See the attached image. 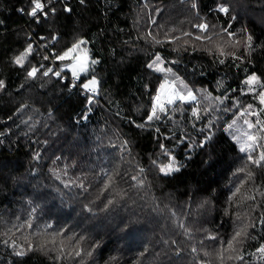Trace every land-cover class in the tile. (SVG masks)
<instances>
[{
  "label": "trees",
  "instance_id": "trees-1",
  "mask_svg": "<svg viewBox=\"0 0 264 264\" xmlns=\"http://www.w3.org/2000/svg\"><path fill=\"white\" fill-rule=\"evenodd\" d=\"M192 3L59 0L48 5L56 12L41 15L37 23L26 14L30 0H0V80L5 84L0 89V264H219L221 241L243 225H250L238 246L244 260L227 264H264L256 253L264 244V168L249 164V153L240 152L226 130L236 120L249 131L245 119L255 123L257 117L240 112L249 104L255 112L264 108L254 98L264 91V0H195V8ZM219 4L230 8L228 15L217 11ZM200 23L210 25L207 33L193 27ZM229 24L231 38L223 32ZM79 39L88 41L83 47L98 63L75 87L67 71L63 80L51 74L33 80L13 63L31 43L35 51L25 67L43 63L58 71L63 62L55 55ZM157 53L161 67L171 72L147 66ZM252 75L260 80L253 85L256 93L244 84ZM92 76L98 90L87 105L91 94H83L80 84ZM165 79L192 90L197 99L177 101L160 120L146 123L152 97ZM197 106L208 109L199 121L191 115ZM209 121L210 130L205 128ZM259 136L264 146V132ZM161 143L181 165L179 172L164 176L152 163H168ZM105 173L115 176L107 190ZM133 176L144 181L143 187H133ZM109 200L113 204L105 209ZM61 229L65 236L85 237L81 257L57 259L56 247L40 248ZM210 234L218 240H207ZM56 239L59 246L61 238ZM13 241L24 249L32 244L34 250L16 256L19 248L8 246ZM192 246L199 251L192 253ZM204 250L210 255L203 256Z\"/></svg>",
  "mask_w": 264,
  "mask_h": 264
},
{
  "label": "snow or ice",
  "instance_id": "snow-or-ice-1",
  "mask_svg": "<svg viewBox=\"0 0 264 264\" xmlns=\"http://www.w3.org/2000/svg\"><path fill=\"white\" fill-rule=\"evenodd\" d=\"M31 2V8L26 13L29 17L33 18L37 23L40 22V16L43 15L45 18H47L49 11L51 13L56 12V8L54 6L48 7V5H54L55 2H59V0H48V4L46 5L42 0H30ZM81 3L84 2V0H80ZM197 5L195 3V0H193L192 7L195 8ZM20 12H24V9H19ZM64 11L70 12L71 8L65 6ZM159 12L160 10L157 9ZM217 11L228 15L230 8L227 5L219 4L217 6ZM232 20L236 19V16L233 15L231 17ZM193 27L198 28L201 33H207L210 25L207 23H200L193 25ZM231 25L227 28L223 29V32L227 33V35L231 38L235 36L234 32L229 31V28ZM246 31V29H244ZM185 36H191L192 34L189 32L183 33ZM197 40L200 39H211V37L207 36H196ZM45 39L44 37H41V40ZM176 39H179L177 37ZM52 41L57 40V37L53 35L51 37ZM251 41L252 37L249 35L247 37L246 44L251 47ZM157 44L161 43V41L156 40ZM88 41L84 39H79L75 43H73L70 47H67L65 51L62 52V54H56L55 55V61L64 62L67 61V63L62 64L59 71L54 70L52 67H47L43 63H41L39 66L33 65L30 69H27L25 67L26 61H28V57L33 54L35 49L33 48V45L31 43L28 44V46L25 48V50L18 56L14 58L13 63L20 66L21 68H24L27 72V78L28 79H37L40 76L48 77L50 74L60 78L61 80L65 79L64 73L67 71L71 73L72 79H73V85L72 87L76 86V82L81 80V76L88 73L90 70H93L91 68L92 65H95L98 63L97 60L91 59L89 56V52L87 48L83 47L86 45ZM223 51H221V55H223ZM44 60H49L50 57L45 55L43 57ZM238 59V57H237ZM220 63H224L223 60L220 61ZM161 64H163V60L161 56L157 53L155 55L154 60L149 63L147 66L150 69H153L156 72H171V69H165L161 67ZM178 79V78H177ZM98 80L95 76H92L91 79H88L86 83H81L80 87L83 89V94H91L86 95L87 99V105H92L94 103L93 97L97 94L98 90ZM244 84L248 85V92L250 93H256V88L253 87V85H260V80L257 76L252 75L247 80L244 81ZM181 86L186 87L183 85V82L181 81ZM5 87L4 81L0 80V89H3ZM242 94H245L242 92ZM254 98L258 99L260 105H264V91H260L257 93ZM197 99L196 95L193 93L192 90H188L186 95L183 94L181 91H178L176 88L175 80L169 81L168 79H165L164 82H162L159 87L156 90V95L152 97V109L150 114L147 117V122H151L154 120H160L161 116L160 113H165L167 111V106L174 104L175 102L179 101L181 103L187 102V101H195ZM233 107H237V105H233ZM253 105L249 104L247 108H244L243 111L240 112V116H256L257 120L255 123L250 122L249 120L245 119L244 123L247 125L249 131H241L240 136H234L233 139L240 145L239 150L242 153H249L247 156V160L249 164L254 165L257 168H264V146H261L259 141L261 137L259 136L260 132H264V120L259 119V115L261 112H264V108H261L259 112L252 111ZM207 112L208 109L204 108L201 109L200 107H193L191 115L192 117L199 121L201 119V111ZM226 111L228 109H225ZM91 111V108H87V112L84 114V119H87V113ZM213 121H209L207 125H205V128L209 129L212 126ZM236 124V121L233 120L232 124H229L227 126V129H232L233 126ZM139 127H144V125H139ZM193 127L195 128L196 125L193 124ZM252 129H257L256 134L252 133ZM201 132L204 131V129H200ZM157 132H159V129H157ZM243 137V139H242ZM165 139H168V137H165ZM183 138H181L182 140ZM211 139V135L206 136L204 141H201L199 144V147H203L204 143ZM126 148V142L125 145L122 146ZM160 148L162 150V153L167 157L168 163H158L156 160H153L152 163L156 165L159 169V172L164 176L172 175L175 172L180 171L181 165H178L176 162V159L171 153L165 148V145L163 143L160 144ZM257 148H261L258 156H253L251 153L254 152ZM39 157V153L34 156V159H37ZM144 171L143 168L140 169V172L142 173ZM238 172H243L244 169H238ZM108 179V183L104 185V189L107 190L114 182H115V176L114 175H108L105 173ZM115 175H119V172L115 173ZM253 173L251 171L247 172V176L249 179L253 177ZM133 181H136V183L133 185V187H143L144 181L142 179H139L137 176L131 177ZM67 187V185H65ZM83 187V185H81ZM239 189H237V192ZM236 193H233L235 195ZM231 199V197H230ZM246 199H254V197H246ZM113 204L112 200H109L108 203L105 205V209L108 208L109 205ZM172 215H175V213H172ZM239 219V217H238ZM261 223L264 224V218L261 219ZM181 228L184 229L185 235L191 234V229H189L185 224L181 223L179 225ZM254 227V225H251ZM23 227V225H21ZM28 227H32L31 223H28ZM53 226L51 224L47 225V228H52ZM250 225H243L242 227H239L234 234L231 236L230 239L226 241H221L220 248L216 253V259L219 261V264H227V261L237 260V261H243L244 257L243 255L239 254V245H242L244 240L248 237V228ZM64 229H61L59 231H55L52 233V238L50 240L45 241L44 244L40 245V248L46 249L49 244H51L53 247L57 248V251L60 253V256L57 259H67L71 258L72 260H75V258L82 256V248L80 247V242L85 239L84 236H76L75 234L71 236H65ZM57 237H60L59 246H57ZM207 240L211 241H217L218 237L216 235H207L205 237ZM67 241V244L65 243ZM4 243H7L5 241ZM172 243H175L173 241ZM203 244V241H201V245ZM9 247H12L13 249L19 248V250L14 251V255L16 256H24L26 255V252L33 251L34 245L29 244L27 249H24L22 246H18L13 241L12 244L8 245ZM71 247V251H67V248ZM199 250L196 246H192L191 252L197 253ZM256 253L260 254V258L264 260V244H261L259 248L256 249ZM88 255H91L89 252ZM143 255V253L141 254ZM177 255H179V250H177ZM202 255L207 257L210 255V253L207 250H204L202 252ZM201 264H210L208 261H201Z\"/></svg>",
  "mask_w": 264,
  "mask_h": 264
},
{
  "label": "rangeland",
  "instance_id": "rangeland-1",
  "mask_svg": "<svg viewBox=\"0 0 264 264\" xmlns=\"http://www.w3.org/2000/svg\"><path fill=\"white\" fill-rule=\"evenodd\" d=\"M64 63H67V61H64L62 64H64ZM61 66H62V65H61ZM61 66H60V67H61ZM60 67L58 68L59 70H60ZM59 70H58V71H59ZM70 75H71V74H70ZM71 80H72V78H71ZM176 88H177L178 91H181L183 94L186 95V93H187L186 89H181V88H179L178 86H176ZM263 106H264V105H263ZM235 121H236V120H235ZM236 122H237V121H236ZM241 131H246V129L242 128V126L239 125V124H237V123L233 126L232 129H229V132H230V134H231L232 137H234V136H240V135H241ZM251 131H252L253 134L256 133V132L254 131V129H252ZM242 139H243V137H242Z\"/></svg>",
  "mask_w": 264,
  "mask_h": 264
},
{
  "label": "built area",
  "instance_id": "built-area-1",
  "mask_svg": "<svg viewBox=\"0 0 264 264\" xmlns=\"http://www.w3.org/2000/svg\"><path fill=\"white\" fill-rule=\"evenodd\" d=\"M41 37H44V36H40V40H41ZM45 38V37H44ZM44 40V39H43ZM72 84H73V79H72Z\"/></svg>",
  "mask_w": 264,
  "mask_h": 264
}]
</instances>
